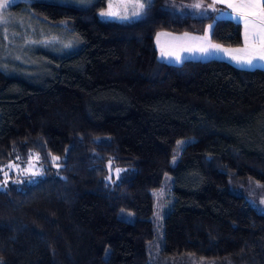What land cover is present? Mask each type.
Returning <instances> with one entry per match:
<instances>
[{
  "label": "trees",
  "instance_id": "obj_1",
  "mask_svg": "<svg viewBox=\"0 0 264 264\" xmlns=\"http://www.w3.org/2000/svg\"><path fill=\"white\" fill-rule=\"evenodd\" d=\"M169 1L145 0L130 22L101 19L105 0L9 10L26 6L69 46L44 70L0 69V165L44 166L0 190V264H264V213L236 192L264 184V70L160 60L159 32L212 24V43H243L239 22Z\"/></svg>",
  "mask_w": 264,
  "mask_h": 264
},
{
  "label": "rangeland",
  "instance_id": "obj_2",
  "mask_svg": "<svg viewBox=\"0 0 264 264\" xmlns=\"http://www.w3.org/2000/svg\"><path fill=\"white\" fill-rule=\"evenodd\" d=\"M33 1L54 2L85 8L95 4L99 0H14V2L10 3L8 8L4 10V16L6 17L7 22L0 24V69L2 70L8 71V69L10 70L11 68V70L20 69L28 73H33L36 71L38 72L48 67L47 64H49V60L63 54L68 49L69 44L67 43V36L64 34L59 35L58 33L60 32L55 31L54 25L34 17L28 11L26 6L23 7V11L21 10L22 12H9V10L18 3L28 5ZM196 3H200L201 7H193V5ZM209 5L211 4L207 3L205 0L169 1V6L171 9L196 17H206L213 13L215 6L211 5V7H209ZM133 10L138 9H134L132 4L125 5L121 2V0H105V8L99 12V16L103 20L130 22L141 16L133 17L131 15ZM102 11L116 12L118 13V16H101L100 13ZM122 15H128L130 18L127 20H122L119 18V16ZM224 16L227 17L226 15H219V17ZM234 16L237 17L236 15ZM209 25L212 24H208L204 30V33L198 35L200 37L199 40L208 37L210 33ZM158 34L155 37V46L159 53V59L168 64L179 65L185 59H200L201 61L209 58L220 59L223 57H228L226 53L229 54L230 52L228 50H216L211 51L209 55H204L198 51V49L200 47H208L210 45H199L197 46V49H194L195 45H192V47H188L193 50V52L188 51L190 55L184 52H178L184 59L182 62H177L173 57L162 56L161 52H177L176 50L178 47L176 44L179 40L178 38L181 37L167 31L159 32ZM205 42L206 41H204V44H206L208 41L206 43ZM173 43H175L176 46H174ZM210 44L218 45L215 43ZM221 48L223 50L224 48L230 49L223 46H221ZM243 67L249 69H255L256 67L262 68L264 67V61H256L255 66L253 67ZM33 173H35V175ZM43 176L44 166L40 163L38 156L35 154H32L25 162L1 164L0 190H4L10 185L21 186L25 183H33L36 179ZM167 181L172 182V178L166 176L164 178V183ZM236 192L244 195L246 199L253 205V207L264 213V184L248 182L245 186H241L240 188L236 189ZM158 197L157 220L161 221L164 215H166L168 206L170 204L169 183L158 193ZM160 264L212 263L186 257L166 260Z\"/></svg>",
  "mask_w": 264,
  "mask_h": 264
},
{
  "label": "snow or ice",
  "instance_id": "obj_3",
  "mask_svg": "<svg viewBox=\"0 0 264 264\" xmlns=\"http://www.w3.org/2000/svg\"><path fill=\"white\" fill-rule=\"evenodd\" d=\"M14 0H0V24L6 23L4 10H6L10 3ZM125 5L132 4L134 6L131 15L138 17L143 14L146 8L144 0H121ZM223 3L237 13V16L243 20L244 23V47L232 49L231 51L241 54L231 57L238 66H255L256 61H264V0H213V4ZM111 7V5H110ZM195 8H200L201 4L196 3L193 5ZM211 7V5H209ZM215 10V9H213ZM101 16L115 17L118 13L112 11H102ZM122 20H127L128 15L119 16ZM212 25H209V29ZM159 35V34H158ZM187 35V34H185ZM223 50L220 45H210L208 47H200V51L204 55H209L211 51ZM181 51H192V49H181ZM227 51V50H225ZM161 55L164 57H173L177 62H182L183 57L178 52H165L162 51ZM53 159H59L53 157ZM175 159V158H174ZM119 171V169H117ZM35 175V173H33Z\"/></svg>",
  "mask_w": 264,
  "mask_h": 264
},
{
  "label": "crops",
  "instance_id": "obj_4",
  "mask_svg": "<svg viewBox=\"0 0 264 264\" xmlns=\"http://www.w3.org/2000/svg\"><path fill=\"white\" fill-rule=\"evenodd\" d=\"M207 2V1H206ZM210 4L212 5V6H215V17L217 18V19H230V20H233V21H236V22H239L241 25H242V38H243V43H242V45L241 46H239V47H236V48H243L245 45H244V31H245V28H244V23H243V20L241 19V18H239L238 16H237V13L235 12V11H233L231 8H229V7H227V5L226 4H223V3H216V4H213V0H210ZM219 15L221 16V15H226L227 17H219ZM234 15H236L237 17H235ZM212 29V28H211ZM211 29H210V31L209 32H211ZM204 33V32H203ZM185 34H187V35H189V36H184ZM175 35H178L179 37H181V38H178L179 40L177 41V47H178V49L176 50L177 52H184V53H186V54H188V55H190V53L188 52V51H181V49H190V48H188V47H192V45H195V47H194V49H197V46H199V45H211L210 43H212L211 42V40H210V38H209V36H210V33H209V35H208V37L207 38H205V39H202V40H199L200 39V37L198 36V35H196V34H189V33H181V34H175ZM191 35V36H190ZM192 35H196V36H192ZM200 35V34H199ZM207 39V40H206ZM204 41H208L206 44H204ZM174 44V46H176L175 45V43H173ZM191 45V46H190ZM236 48H230V49H226V48H224V50H222V51H225V50H228V51H230L229 52V54L228 53H226L227 54V56L228 57H223V58H220V59H218V58H212V59H216V60H221V61H225V62H228V63H230L231 65H233V66H235V67H237V68H240V69H249V68H245V67H242V66H238L237 64H236V62L234 61V60H232L231 59V57L232 56H234V55H241V54H238V53H235V52H233V51H231L232 49H236ZM192 52H193V50H192ZM159 54V53H158ZM200 54V53H199ZM211 58H209V59H205V60H212ZM186 60V59H185ZM184 60V61H185ZM187 60H192V59H187ZM195 60H197V59H195ZM200 60V59H199ZM205 60H202V61H205ZM256 68H259V67H256ZM254 69V68H253ZM259 69H263L264 70V67H262V68H259Z\"/></svg>",
  "mask_w": 264,
  "mask_h": 264
}]
</instances>
